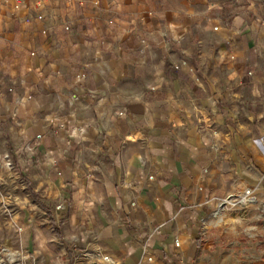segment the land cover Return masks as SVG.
<instances>
[{"label":"crops","instance_id":"crops-1","mask_svg":"<svg viewBox=\"0 0 264 264\" xmlns=\"http://www.w3.org/2000/svg\"><path fill=\"white\" fill-rule=\"evenodd\" d=\"M244 88L264 91V0H0V151L77 173L129 264H190L229 187L214 156L237 174L251 152L231 126Z\"/></svg>","mask_w":264,"mask_h":264},{"label":"rangeland","instance_id":"rangeland-1","mask_svg":"<svg viewBox=\"0 0 264 264\" xmlns=\"http://www.w3.org/2000/svg\"><path fill=\"white\" fill-rule=\"evenodd\" d=\"M254 55L256 52L252 55L255 59ZM233 97L240 122L231 123L232 131L251 133L254 141L249 142L251 152L238 157L237 174L230 173L234 161L214 156L216 164L226 170L224 182L229 187L216 195L218 206L206 220L199 247L189 255L190 264H264V91L253 96L244 88ZM213 135L217 137L215 132ZM69 152L70 148L61 156L63 161L70 162ZM16 155L0 151V264H129L126 257H117L114 249L106 246L99 231L104 221L93 217L108 219L111 212L108 205L102 212L95 204L81 202L87 197L84 182L80 187L73 182L72 174L77 173L65 171L63 182L56 183L64 174L61 162L54 161L50 182L39 171V158L33 161L36 170L31 176L24 164L30 157ZM30 189L36 191L37 198ZM249 190L243 204L241 197ZM228 197L234 204H225L220 215H215ZM44 207L52 211L55 220ZM148 255L153 257L151 262L145 261ZM140 259V264H173L167 255L161 258L149 250H144ZM179 261L174 264H184Z\"/></svg>","mask_w":264,"mask_h":264},{"label":"bare ground","instance_id":"bare-ground-1","mask_svg":"<svg viewBox=\"0 0 264 264\" xmlns=\"http://www.w3.org/2000/svg\"><path fill=\"white\" fill-rule=\"evenodd\" d=\"M249 193H250V191H247V193H246L243 197H241V202H243V204H244V202L247 203ZM249 200H251V199H249ZM223 202H225L226 204H227V203L234 204V203H233V200H232L231 198H229V197L226 198V199H224ZM223 202H222V203H223ZM222 208H223V206H220V208H219L218 211H222ZM105 260H106V261H110V259H108L107 257L105 258Z\"/></svg>","mask_w":264,"mask_h":264},{"label":"trees","instance_id":"trees-1","mask_svg":"<svg viewBox=\"0 0 264 264\" xmlns=\"http://www.w3.org/2000/svg\"><path fill=\"white\" fill-rule=\"evenodd\" d=\"M29 182H27V185H28V187H29ZM30 191H31V193H32V195L34 196V197H36L37 198V193H36V191H34L33 189H30ZM43 205V204H42ZM48 215H49V217H50V219H53V217L51 216V212L48 210Z\"/></svg>","mask_w":264,"mask_h":264},{"label":"built area","instance_id":"built-area-1","mask_svg":"<svg viewBox=\"0 0 264 264\" xmlns=\"http://www.w3.org/2000/svg\"><path fill=\"white\" fill-rule=\"evenodd\" d=\"M6 1H10V0H6ZM15 1H22V0H15ZM231 197V196H230ZM176 244L178 245V243L176 242ZM147 250V249H146ZM141 260V259H140ZM153 260V257L150 255L146 256L145 257V261L146 262H151ZM141 263V262H140ZM140 263H137V264H140Z\"/></svg>","mask_w":264,"mask_h":264},{"label":"water","instance_id":"water-1","mask_svg":"<svg viewBox=\"0 0 264 264\" xmlns=\"http://www.w3.org/2000/svg\"><path fill=\"white\" fill-rule=\"evenodd\" d=\"M225 204H226V203H225V202H223V203H221V204H220V206H224Z\"/></svg>","mask_w":264,"mask_h":264}]
</instances>
